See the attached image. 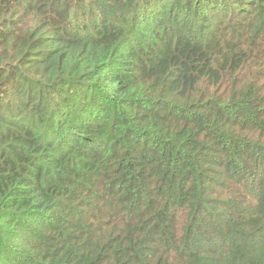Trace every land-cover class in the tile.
<instances>
[{"label": "trees", "instance_id": "16d2710c", "mask_svg": "<svg viewBox=\"0 0 264 264\" xmlns=\"http://www.w3.org/2000/svg\"><path fill=\"white\" fill-rule=\"evenodd\" d=\"M0 264H264V0H0Z\"/></svg>", "mask_w": 264, "mask_h": 264}]
</instances>
